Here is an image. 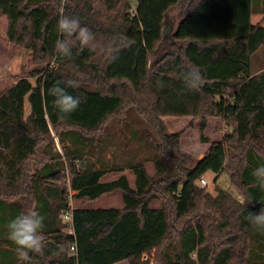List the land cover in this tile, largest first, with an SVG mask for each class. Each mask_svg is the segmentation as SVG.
I'll list each match as a JSON object with an SVG mask.
<instances>
[{
  "label": "trees",
  "instance_id": "1",
  "mask_svg": "<svg viewBox=\"0 0 264 264\" xmlns=\"http://www.w3.org/2000/svg\"><path fill=\"white\" fill-rule=\"evenodd\" d=\"M261 11L264 0H0L9 40L36 64L0 91V264H264V233L246 219L264 207L252 176L264 165V26L252 20ZM61 15L112 43L116 58L79 42L57 53ZM189 70L203 78L198 90L185 87ZM70 78L82 103L63 116L49 89ZM166 116L199 118L203 142L210 117L230 131L189 167ZM208 172L215 184L226 172L239 196L200 186ZM115 191L120 208L76 204ZM33 209L45 217V247L22 261L6 225Z\"/></svg>",
  "mask_w": 264,
  "mask_h": 264
},
{
  "label": "rangeland",
  "instance_id": "2",
  "mask_svg": "<svg viewBox=\"0 0 264 264\" xmlns=\"http://www.w3.org/2000/svg\"><path fill=\"white\" fill-rule=\"evenodd\" d=\"M253 23H261L264 26V11L256 12L252 16ZM170 30L175 28L178 19L171 20ZM8 18L6 15L0 14V91H4L11 85H13L21 77H29L31 71L36 67L33 60V55L30 50L14 44L9 40L8 37ZM170 32V31H169ZM34 80L33 77H30ZM166 126L167 133H181L180 147L176 151V154L183 158L187 166H193L196 161L201 158L212 142H218L222 140L224 133L226 134L230 129L225 125L223 118L221 117H210L208 120V126L204 135L208 137L209 142H203L201 139L200 131V120L197 117L185 116L175 117L166 116L163 118ZM56 144L60 149L56 135L53 133ZM146 168L150 174H154V166L152 162L146 163ZM128 175L131 184H134V176L128 170L125 171ZM117 173H111L108 175V179L117 177ZM208 182L206 187L208 191L215 195V187L221 186L223 188H229L234 195L239 196V191L235 186L230 185V180L226 172H222L218 178L217 183H214L215 174L208 172L203 176ZM200 182H198L199 184ZM200 186L201 183H200ZM122 191H115L112 193L105 194L96 200H83L76 204L85 205L95 208H106V207H122ZM151 204L153 206H159L161 201L154 199ZM75 201L73 198L70 199V206L73 208ZM67 231V228L64 229ZM147 257H145L146 259ZM116 264H129L127 260L119 261Z\"/></svg>",
  "mask_w": 264,
  "mask_h": 264
},
{
  "label": "clouds",
  "instance_id": "3",
  "mask_svg": "<svg viewBox=\"0 0 264 264\" xmlns=\"http://www.w3.org/2000/svg\"><path fill=\"white\" fill-rule=\"evenodd\" d=\"M56 27L62 37L55 42V50L60 55L71 56L74 42H79L82 46L104 55L109 60L116 58L117 48L112 43L104 45L97 42L92 31L88 27L82 26L79 19L61 15ZM181 78L189 90H198L202 86L203 78L198 70L184 72ZM63 83L66 87H61L58 82L49 89V94L54 98L53 105L58 113L68 116L79 108L82 100L78 96L71 95L66 88L80 87V79L70 78ZM252 176L255 178L257 186L264 189V165L255 168ZM246 219L257 231L264 233V207L260 209L259 213H248ZM44 220L45 217L33 209L21 212L7 223L8 238L17 246L16 251L20 260L29 261L30 252L35 254L43 252L46 239L43 233Z\"/></svg>",
  "mask_w": 264,
  "mask_h": 264
},
{
  "label": "built area",
  "instance_id": "4",
  "mask_svg": "<svg viewBox=\"0 0 264 264\" xmlns=\"http://www.w3.org/2000/svg\"><path fill=\"white\" fill-rule=\"evenodd\" d=\"M130 13H131L132 16L135 14V9L133 7L130 9ZM200 183H201L202 186H205V185L208 184V182L206 181V179L204 177H202L200 179ZM63 217H64L65 222H67V224H68L66 232L72 233L73 232V229H72V225H73V222H72V207H71L70 210H68V211H66L64 213ZM70 250L72 252H76V245L73 244L70 247Z\"/></svg>",
  "mask_w": 264,
  "mask_h": 264
}]
</instances>
